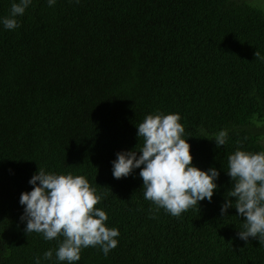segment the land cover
Wrapping results in <instances>:
<instances>
[{
    "label": "trees",
    "instance_id": "16d2710c",
    "mask_svg": "<svg viewBox=\"0 0 264 264\" xmlns=\"http://www.w3.org/2000/svg\"><path fill=\"white\" fill-rule=\"evenodd\" d=\"M13 2L0 0V18ZM263 7L31 0L19 27L0 23V264H67L55 256L63 237L26 233L20 219V194L40 168L83 175L119 230L107 256L88 247L74 264H264V244L238 236L244 217L234 206L220 212L235 200L228 155L264 151V59L254 56L264 57ZM156 112L178 113L193 166L219 172L211 201L179 217L144 198L139 168L112 174L117 152L140 155L136 126ZM220 130L228 136L217 147Z\"/></svg>",
    "mask_w": 264,
    "mask_h": 264
},
{
    "label": "clouds",
    "instance_id": "9594fccd",
    "mask_svg": "<svg viewBox=\"0 0 264 264\" xmlns=\"http://www.w3.org/2000/svg\"><path fill=\"white\" fill-rule=\"evenodd\" d=\"M30 4L31 0L13 2L9 16L0 18V23L8 30L19 27L16 17L22 16ZM48 4L54 5L55 0H48ZM254 56L264 59L258 50ZM136 127L137 137L143 141L138 149L140 155L134 149L117 152L112 161L113 177H127L139 168L144 198L157 211L162 208L174 217L198 207L199 201L210 202L219 172L214 167L204 171L193 166L180 115L147 114ZM227 136V130L215 134L217 147L225 144ZM227 164L232 181L228 197L235 200L225 198L221 216L234 206L237 215L244 217L243 230L238 232L240 239L247 242L252 237L264 244V151L251 152L237 147L228 155ZM29 183L33 185L31 191L20 194L19 203L24 205L20 219L26 221V233L42 234L45 240L63 237L55 250L58 261L74 264L79 261L81 250L88 247L99 246L105 256L117 247L119 230L106 226V212L96 207L102 196L83 175L57 174L40 168ZM52 256L51 249L44 253L46 260ZM36 264H40L39 257Z\"/></svg>",
    "mask_w": 264,
    "mask_h": 264
},
{
    "label": "flooded vegetation",
    "instance_id": "af4514ba",
    "mask_svg": "<svg viewBox=\"0 0 264 264\" xmlns=\"http://www.w3.org/2000/svg\"><path fill=\"white\" fill-rule=\"evenodd\" d=\"M253 2H255V3H259V4H261L262 6H264V0H253Z\"/></svg>",
    "mask_w": 264,
    "mask_h": 264
},
{
    "label": "rangeland",
    "instance_id": "374dc122",
    "mask_svg": "<svg viewBox=\"0 0 264 264\" xmlns=\"http://www.w3.org/2000/svg\"><path fill=\"white\" fill-rule=\"evenodd\" d=\"M250 2H253V0H250ZM253 5L262 8V6H261L259 3H254V2H253ZM263 8H264V7H263Z\"/></svg>",
    "mask_w": 264,
    "mask_h": 264
}]
</instances>
